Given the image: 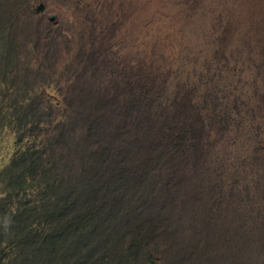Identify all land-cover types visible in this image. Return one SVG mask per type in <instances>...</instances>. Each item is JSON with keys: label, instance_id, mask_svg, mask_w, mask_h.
<instances>
[{"label": "rangeland", "instance_id": "1", "mask_svg": "<svg viewBox=\"0 0 264 264\" xmlns=\"http://www.w3.org/2000/svg\"><path fill=\"white\" fill-rule=\"evenodd\" d=\"M130 9V0H0V172L18 130L43 123L45 146L60 149L56 194L81 192L97 217L93 239H70L58 264H264V62L239 41L151 59L126 31ZM123 119L128 131H112ZM175 127L187 133L180 147L144 156L183 161L179 189L156 192L164 166L126 176L113 162L125 187L115 193L94 175L111 159L99 144L117 140L124 154Z\"/></svg>", "mask_w": 264, "mask_h": 264}, {"label": "trees", "instance_id": "2", "mask_svg": "<svg viewBox=\"0 0 264 264\" xmlns=\"http://www.w3.org/2000/svg\"><path fill=\"white\" fill-rule=\"evenodd\" d=\"M31 114L37 116L34 111ZM41 124L37 123L26 131L18 130L15 156L11 164L0 172L1 263L10 259L19 261L17 264H58V256L62 258L70 239H77L80 245L93 239L95 229L91 228L96 227L97 217L92 207L80 206L81 192L68 188L66 197L56 194L60 188V184L55 185L60 180L57 178L59 157L56 153L60 149L57 142L56 147L45 146L47 128ZM127 127L129 125L123 119L112 131L119 132L121 128L128 131ZM181 130L179 127L171 129L167 139L158 143L152 141V146L142 143L138 137L136 143L128 144L124 154V148L117 140H109L107 146L99 144L100 148L106 150L104 159H111L108 163L101 161V167L94 175L106 177L103 186L109 189L108 192L115 193L122 185L115 183L120 170L113 162L128 166L124 172L126 176L142 172L146 174L154 168L161 170L164 166L168 173L160 180L156 192L179 189L181 176L178 171H181L180 162L183 161L172 158L169 163L159 157L161 153L155 158H146L144 154L147 152L145 147L150 150L155 145L164 147L171 143L180 147V141L185 140L187 135ZM119 134L122 136L125 133ZM133 156L136 158L131 161V166L128 159ZM124 189L122 186L120 192ZM99 194L102 195L101 192ZM60 257L59 263L62 264Z\"/></svg>", "mask_w": 264, "mask_h": 264}, {"label": "bare ground", "instance_id": "3", "mask_svg": "<svg viewBox=\"0 0 264 264\" xmlns=\"http://www.w3.org/2000/svg\"><path fill=\"white\" fill-rule=\"evenodd\" d=\"M130 4L132 21H126L125 30L138 51L151 59L162 52L172 61L187 46L199 51L215 42L239 41L256 48L254 53L264 62V0H203L201 6L191 0Z\"/></svg>", "mask_w": 264, "mask_h": 264}]
</instances>
